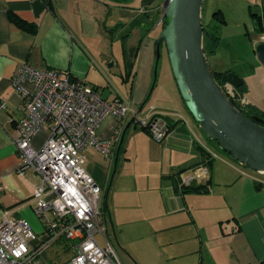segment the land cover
Masks as SVG:
<instances>
[{
  "label": "crops",
  "instance_id": "1",
  "mask_svg": "<svg viewBox=\"0 0 264 264\" xmlns=\"http://www.w3.org/2000/svg\"><path fill=\"white\" fill-rule=\"evenodd\" d=\"M164 1L0 0V210L26 219L33 227L38 223L32 196L39 177L31 168L20 172L22 161L14 144L16 127L25 114L22 93L12 84L19 68L28 64L40 70L54 69L96 87L107 101L118 99L130 104V77L145 39L157 49L164 45L157 42L167 21ZM253 2H260L263 20V32L252 40L254 49L258 42H264V0ZM127 29L129 33L122 38L120 33ZM209 57L211 69L222 72L214 66L216 59ZM165 59L172 73L168 57ZM22 86L32 89L27 80ZM136 108L142 117L150 112V108ZM156 115L170 120L161 141L134 122L126 127L131 118L123 123L108 116L96 130L99 140H112L124 124L119 138L112 140L110 154L105 156L93 146L83 151L84 167L95 181L99 183L96 174H105L106 235L116 251L113 238L124 226L110 209L138 202L147 205L140 207L139 213L152 243L169 264H264V173L257 177L227 152L220 153L192 115L194 128L180 111L157 110ZM47 135L46 129L39 131L31 146L39 148ZM186 151L195 157L191 162ZM202 151L209 158H218H212L209 166ZM200 163L208 165L210 171L205 189H176L179 171ZM142 186L151 192V198L142 200L135 195ZM40 222L38 235L43 233ZM115 241L118 244L117 238ZM54 244L61 252L65 246L67 255L59 257V251L52 249L54 259L49 257L42 264H64L73 255L74 241L59 239Z\"/></svg>",
  "mask_w": 264,
  "mask_h": 264
},
{
  "label": "built area",
  "instance_id": "2",
  "mask_svg": "<svg viewBox=\"0 0 264 264\" xmlns=\"http://www.w3.org/2000/svg\"><path fill=\"white\" fill-rule=\"evenodd\" d=\"M25 80L31 83V90L22 86ZM12 84L22 93L25 111L14 138L22 161L19 170L31 168L39 177L32 201L43 233H34L26 219L0 210V264H36L43 250L59 239L74 241L73 255L64 264H121L106 235V188L85 169L83 151L93 146L105 156L110 154L112 140L119 138L124 124L112 140L101 141L96 130L108 116L123 123L133 119L156 141L168 132L166 119L153 108L142 117L139 108L123 100L107 101L96 87L54 69L24 64ZM42 129L47 130V138L35 149L31 140ZM209 177L208 165L197 164L178 174L177 188L181 191L191 184L205 183ZM1 190L0 185V195Z\"/></svg>",
  "mask_w": 264,
  "mask_h": 264
},
{
  "label": "rangeland",
  "instance_id": "3",
  "mask_svg": "<svg viewBox=\"0 0 264 264\" xmlns=\"http://www.w3.org/2000/svg\"><path fill=\"white\" fill-rule=\"evenodd\" d=\"M260 1L262 2V0ZM253 3V0H203L201 23L209 33L220 36V45L217 51L208 55L211 56L208 59H216L214 66H217V70L226 73L234 72L244 79L247 89L245 99L261 109L264 113V65L257 59L252 47V40L260 32L256 31L255 20L252 18L253 16L248 6L251 5L253 9H257L260 13L262 12L260 2L259 5ZM219 9H221L220 12L226 21L225 24H221L216 20L217 13L213 15ZM128 33L129 30L127 29L120 34L122 38H125ZM148 41L149 39H145L146 45L142 47L135 63V70L130 77V104L135 108L142 106L144 110L153 108L155 113H157V110H168L169 112L180 111L193 124L194 120H192L191 114L186 110L179 96L175 78L172 77L173 74L168 69L165 59L168 56L165 55L166 50L164 45H160L157 49V45L149 44ZM157 51L159 55H157ZM210 66L211 63L208 61V67L213 73L214 71ZM133 127L134 124H132L131 129ZM213 143L216 147L218 146L214 140ZM218 149L220 153L224 154V150L221 148ZM185 153L186 158L189 160L188 162L194 160L195 157L190 151H186ZM226 154L228 155V153ZM213 158L218 157L214 156ZM237 164L239 165V163ZM87 166L90 167L89 164ZM246 168L250 172L258 175L256 171L248 167ZM102 172L95 176L99 182L98 184L104 188L103 179L105 174ZM115 195L121 196V194ZM135 195L138 198H142V200H147L152 197L151 192L144 186ZM119 201L123 200L120 198ZM140 207H147V205L143 204L140 206L138 202H129L127 205L115 206L113 209H110L111 214L115 213L117 220L124 226L121 233H117L115 235L116 237L114 236L113 238L117 246V254L120 261L122 264H169L165 256L161 255L160 250L157 249V245L152 243L153 237L149 234V228L145 225V220H143L142 215L139 213ZM35 217L38 221L36 226L29 225L34 233H38L42 225L36 214ZM108 233L113 235L110 229ZM115 238H117L118 244L121 247L116 243ZM52 249L59 251V257H65L67 255V253H64L67 249L65 246L64 251L61 252L59 247L53 243L39 257V264L48 260L49 257L52 260L54 259L50 252ZM126 251H131L133 255L126 253Z\"/></svg>",
  "mask_w": 264,
  "mask_h": 264
},
{
  "label": "water",
  "instance_id": "4",
  "mask_svg": "<svg viewBox=\"0 0 264 264\" xmlns=\"http://www.w3.org/2000/svg\"><path fill=\"white\" fill-rule=\"evenodd\" d=\"M202 2L165 0L167 23L157 42L164 43L179 94L202 132L237 163L263 174L264 125L260 118L248 117L234 106L209 69L203 49ZM253 50L264 65V42ZM221 80L234 88L244 83L234 72L225 73Z\"/></svg>",
  "mask_w": 264,
  "mask_h": 264
},
{
  "label": "trees",
  "instance_id": "5",
  "mask_svg": "<svg viewBox=\"0 0 264 264\" xmlns=\"http://www.w3.org/2000/svg\"><path fill=\"white\" fill-rule=\"evenodd\" d=\"M248 9L253 16L252 18L255 20L256 31L257 32H263V20H262V16H261L260 12L253 11L251 8V5L248 6ZM220 11H221V9L215 11L213 13V15H215L217 13L218 16H216V18L218 19V22H220L221 24H223V23L225 24L226 21L224 20ZM166 22L167 21L165 20V24H166ZM203 33H204L203 49H204V52L206 53V56H208V55L213 54V52L217 50L218 46L220 45V36L218 34L209 33L206 29H204V27H203ZM223 73H226V72L214 71L212 74H213L214 78L217 80L220 87L223 89V91L228 96L229 100L234 104V106H236L246 116L253 117V116L257 115L256 117L260 118L262 120L261 124L264 125V119H263L264 113H263V111L261 109L257 108L255 105L249 103L248 100L245 99V92L247 90L245 81L243 83V87H242L243 90L241 89L242 90L241 93L236 94L235 97H229V94L226 92V89L223 88V83H225V81L221 80ZM166 121H167L168 127H169L170 120L168 118H166ZM202 154H207V157L204 159V162L210 166L212 163L213 157L209 158L210 155L206 151H202ZM204 156H206V155H204ZM184 170H186V169H183L181 171H184ZM181 171H179V173ZM254 175L257 176V174H255V173H254ZM207 182L202 183V184H197V185L191 184V185L181 189V192L202 191L205 189V185ZM107 189L105 191L104 198H103V209L106 211V213H107V204H106ZM176 189H178L177 186H176Z\"/></svg>",
  "mask_w": 264,
  "mask_h": 264
},
{
  "label": "flooded vegetation",
  "instance_id": "6",
  "mask_svg": "<svg viewBox=\"0 0 264 264\" xmlns=\"http://www.w3.org/2000/svg\"><path fill=\"white\" fill-rule=\"evenodd\" d=\"M214 19H216V18H214ZM216 20L218 21V19H216ZM243 82H244V79H243ZM242 87H243V84L238 86L237 88H234L232 85H230L227 82L223 83V88L226 89V92L229 94V97H235L236 94H240L241 91L243 90Z\"/></svg>",
  "mask_w": 264,
  "mask_h": 264
}]
</instances>
